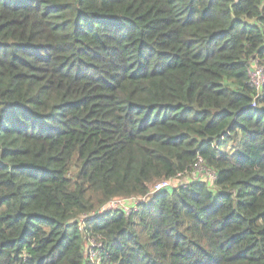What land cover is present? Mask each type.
<instances>
[{
	"label": "trees",
	"instance_id": "16d2710c",
	"mask_svg": "<svg viewBox=\"0 0 264 264\" xmlns=\"http://www.w3.org/2000/svg\"><path fill=\"white\" fill-rule=\"evenodd\" d=\"M253 63L264 0H0V264H264Z\"/></svg>",
	"mask_w": 264,
	"mask_h": 264
},
{
	"label": "built area",
	"instance_id": "2783aa9c",
	"mask_svg": "<svg viewBox=\"0 0 264 264\" xmlns=\"http://www.w3.org/2000/svg\"><path fill=\"white\" fill-rule=\"evenodd\" d=\"M249 79H250L251 85L258 91L260 89V87L262 86V84L264 83V68L261 67V66H258L255 63H253L252 67L249 70ZM252 106L255 107V104L252 105ZM197 173H201V174L208 173L209 175H211V180H209V181H213V179H214L213 173H211L208 170L203 168L202 159L200 157H198L196 162L194 163L191 175H195ZM183 177L184 176H182L181 174H178V175H176L174 180L178 181L180 183L181 179ZM183 179L185 180V178H183ZM174 180L158 182L156 185H154V187L151 190L152 192L150 191L151 192L150 194L156 193V192H160L162 190L169 189V188L173 187L172 184L175 182ZM150 194L145 196V197H143V198L131 197V198H128V199H125V200H129L135 206V205L145 201L150 196ZM115 202L116 201L114 200V201H111L110 203L106 204L102 208V210L103 211H107V210H110V209H121V210H123L126 213L129 212V210L126 207H124L123 205H120V206L116 205L115 207L112 208L111 205L116 204Z\"/></svg>",
	"mask_w": 264,
	"mask_h": 264
},
{
	"label": "rangeland",
	"instance_id": "374dc122",
	"mask_svg": "<svg viewBox=\"0 0 264 264\" xmlns=\"http://www.w3.org/2000/svg\"><path fill=\"white\" fill-rule=\"evenodd\" d=\"M192 177H194L196 179H200V180H211V175H209L208 173H203V174L197 173L196 175H194ZM183 181H184V179L182 178L181 182H183ZM174 185H175V183L172 184V186H174ZM115 203L116 204L111 205L112 208L115 207L116 205L117 206L123 205L124 207H126L129 210V212L131 211L132 208L135 207L129 200H123L122 199V200H120L118 202L116 201Z\"/></svg>",
	"mask_w": 264,
	"mask_h": 264
},
{
	"label": "crops",
	"instance_id": "0c3cea01",
	"mask_svg": "<svg viewBox=\"0 0 264 264\" xmlns=\"http://www.w3.org/2000/svg\"><path fill=\"white\" fill-rule=\"evenodd\" d=\"M195 175H196V174H195ZM192 176H194V175H191V177H192ZM192 178H193V179H196V178H194V177H192Z\"/></svg>",
	"mask_w": 264,
	"mask_h": 264
}]
</instances>
